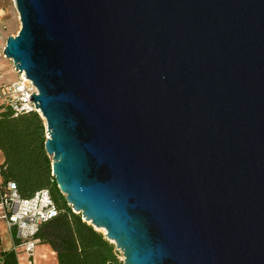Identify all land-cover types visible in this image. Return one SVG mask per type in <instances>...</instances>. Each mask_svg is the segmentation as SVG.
Masks as SVG:
<instances>
[{"label": "water", "instance_id": "95a60500", "mask_svg": "<svg viewBox=\"0 0 264 264\" xmlns=\"http://www.w3.org/2000/svg\"><path fill=\"white\" fill-rule=\"evenodd\" d=\"M52 173L124 264H264V0H15Z\"/></svg>", "mask_w": 264, "mask_h": 264}, {"label": "trees", "instance_id": "16d2710c", "mask_svg": "<svg viewBox=\"0 0 264 264\" xmlns=\"http://www.w3.org/2000/svg\"><path fill=\"white\" fill-rule=\"evenodd\" d=\"M5 97L0 102V201L9 183L17 186L23 199L48 189L58 215L45 222L35 236L37 244L49 245L56 254L55 264H124L121 253L105 234L74 213L52 173V158L47 154L46 122L37 112L14 114ZM17 244L19 240L15 238ZM1 245V238H0ZM3 264H19L15 251L2 253Z\"/></svg>", "mask_w": 264, "mask_h": 264}, {"label": "built area", "instance_id": "2783aa9c", "mask_svg": "<svg viewBox=\"0 0 264 264\" xmlns=\"http://www.w3.org/2000/svg\"><path fill=\"white\" fill-rule=\"evenodd\" d=\"M4 25L0 20V56L7 59L4 55L7 38L4 37L2 29ZM9 60V59H8ZM14 70L20 75L15 83L3 81V72L0 69V102L7 97L12 111L16 116L22 113L37 112L40 110L32 102L31 96L37 89L24 74ZM58 215V208L48 189L37 192L30 199H23L17 190L15 183L8 185V191L1 197L0 201V220L6 222L8 228L15 233V238L20 241L15 247V253H19L18 248L31 258L38 245L35 240L40 227L47 221L52 220Z\"/></svg>", "mask_w": 264, "mask_h": 264}, {"label": "crops", "instance_id": "0c3cea01", "mask_svg": "<svg viewBox=\"0 0 264 264\" xmlns=\"http://www.w3.org/2000/svg\"><path fill=\"white\" fill-rule=\"evenodd\" d=\"M0 20L5 26L4 18L0 16ZM2 57V56H0ZM9 61V62H8ZM0 62L5 66L6 71L3 72L6 83H15L19 79V74L14 70V64L11 60L0 58ZM4 163V156L0 152V165ZM0 264H3L2 253L8 251H15L17 243L15 241V233L10 230L5 221L0 220ZM17 258L19 264H55L57 257L53 249L46 244H38L35 248L33 257H29L22 248H18Z\"/></svg>", "mask_w": 264, "mask_h": 264}, {"label": "rangeland", "instance_id": "374dc122", "mask_svg": "<svg viewBox=\"0 0 264 264\" xmlns=\"http://www.w3.org/2000/svg\"><path fill=\"white\" fill-rule=\"evenodd\" d=\"M0 16L4 18L5 22V26L2 29L4 37L8 38L9 36H16L21 30V22L15 5V0H0ZM0 69L2 72L6 71L5 66L1 62ZM100 232L105 234L104 230H100ZM123 259L121 253L120 260L123 261Z\"/></svg>", "mask_w": 264, "mask_h": 264}]
</instances>
